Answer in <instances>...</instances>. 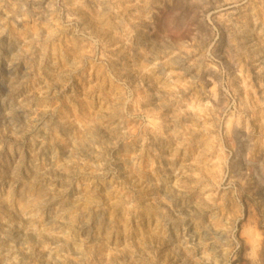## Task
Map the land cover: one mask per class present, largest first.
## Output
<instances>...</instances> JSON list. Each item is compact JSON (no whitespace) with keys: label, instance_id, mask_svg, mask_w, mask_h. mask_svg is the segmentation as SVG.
<instances>
[{"label":"rangeland","instance_id":"obj_1","mask_svg":"<svg viewBox=\"0 0 264 264\" xmlns=\"http://www.w3.org/2000/svg\"><path fill=\"white\" fill-rule=\"evenodd\" d=\"M0 264H264V0H0Z\"/></svg>","mask_w":264,"mask_h":264}]
</instances>
